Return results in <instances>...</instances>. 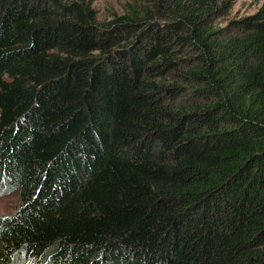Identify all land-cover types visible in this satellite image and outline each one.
<instances>
[{
  "label": "trees",
  "instance_id": "obj_1",
  "mask_svg": "<svg viewBox=\"0 0 264 264\" xmlns=\"http://www.w3.org/2000/svg\"><path fill=\"white\" fill-rule=\"evenodd\" d=\"M0 0V264H264V3Z\"/></svg>",
  "mask_w": 264,
  "mask_h": 264
},
{
  "label": "rangeland",
  "instance_id": "obj_2",
  "mask_svg": "<svg viewBox=\"0 0 264 264\" xmlns=\"http://www.w3.org/2000/svg\"><path fill=\"white\" fill-rule=\"evenodd\" d=\"M90 1L99 20H108L112 15L121 14L123 4L132 0H85ZM230 9L226 16L217 20L218 26L226 25L228 21L250 15L260 8L264 0H228ZM19 205L16 194L0 196V216L13 212Z\"/></svg>",
  "mask_w": 264,
  "mask_h": 264
}]
</instances>
